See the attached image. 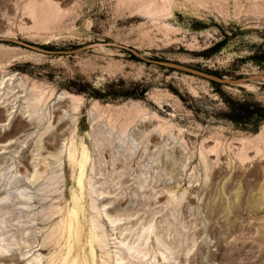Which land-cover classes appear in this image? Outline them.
<instances>
[{
	"label": "rangeland",
	"instance_id": "rangeland-1",
	"mask_svg": "<svg viewBox=\"0 0 264 264\" xmlns=\"http://www.w3.org/2000/svg\"><path fill=\"white\" fill-rule=\"evenodd\" d=\"M118 45L255 77L264 0H0V264H115L142 226L146 264H264V80Z\"/></svg>",
	"mask_w": 264,
	"mask_h": 264
},
{
	"label": "bare ground",
	"instance_id": "bare-ground-1",
	"mask_svg": "<svg viewBox=\"0 0 264 264\" xmlns=\"http://www.w3.org/2000/svg\"><path fill=\"white\" fill-rule=\"evenodd\" d=\"M94 47H97V46H94ZM100 47H102V46H100ZM14 75V74H13ZM7 76H9V75H7ZM6 77V76H5ZM5 77H1L0 78V113H2L3 114V116H4V120H3V122H0V130H3V131H8L9 130V127H10V124H11V120H12V118H13V116H14V112H15V110L13 109V106L9 103H6V100H5V96L8 94V91H3V88H4V83L6 82V81H8V80H10L11 79V77H8V78H6L5 79ZM257 77H259L258 79H263L264 80V74H258L257 75ZM14 79V78H13ZM12 79V80H13ZM8 87V85L6 86V88ZM6 90V89H5ZM11 90V89H10ZM74 97V95H72V94H68V93H65V92H63V93H60V94H58V95H56V97L54 98L55 99V105H56V110H57V108L59 107H57V105H59V104H66V103H68L69 101H70V99L72 100V99H74L73 98ZM8 101V100H7ZM9 101H10V98H9ZM27 101V100H26ZM29 101V100H28ZM27 101V102H28ZM43 101V100H42ZM73 102H74V100H73ZM29 103V102H28ZM64 106V105H63ZM79 106V105H78ZM29 109L26 111V112H29L28 114H27V117H29L30 119H29V121H31V124H34V123H36V122H40V120H41V117H40V115H39V113H38V108H37V106L34 104V105H31L30 107H28ZM55 108V107H54ZM53 110H55V109H53ZM40 111V110H39ZM24 112V111H23ZM23 114V113H22ZM24 114H26V113H24ZM42 114V113H41ZM64 117V116H63ZM63 117H59L58 119H62ZM26 123V122H25ZM156 137V136H155ZM11 144V138H8L5 142H3L2 143V145H1V147H2V149H5L7 146H9ZM74 146V145H73ZM83 148V147H82ZM85 148V147H84ZM83 148V149H84ZM5 151V150H4ZM209 151H211V149L209 150ZM84 154H85V150H83L82 151V157L84 156ZM68 157H70L69 159L70 160H73L74 158H75V152L73 151V152H71L70 154H69V156ZM86 158V157H85ZM79 159V158H78ZM81 159V158H80ZM86 160V159H85ZM74 161V160H73ZM79 161V160H78ZM74 162H76V161H74ZM83 162V161H82ZM87 163V162H86ZM45 164V163H44ZM83 164V163H82ZM85 164V163H84ZM80 167V166H79ZM83 167V166H82ZM82 170V169H81ZM84 170V169H83ZM80 171V170H79ZM80 174V173H79ZM80 180H81V178H80ZM80 180H79V182H80ZM10 180H8V183H6V185H10ZM81 184H83V183H81ZM3 185V184H2ZM80 185V184H79ZM1 187V186H0ZM7 187V186H6ZM81 187V186H80ZM104 192V191H103ZM21 196H22V194H21ZM74 208V207H73ZM119 210L120 208H116L115 207V209L114 210ZM72 210V209H71ZM113 210V211H114ZM84 211V210H83ZM73 212H74V210H73ZM98 212V211H97ZM101 213V212H100ZM108 213V212H107ZM111 213V212H110ZM125 213V212H124ZM112 214H114V213H112ZM120 214V213H119ZM75 215V214H74ZM99 215H102V214H99ZM118 215V214H117ZM122 215V214H121ZM127 215V214H126ZM64 216V215H63ZM105 216H106V218H107V221L109 222L108 224L112 227L111 229L113 230V229H116L117 228V226L116 225H118V224H116V222H118L117 220H123V219H119V218H116V217H118V216H116V217H112L111 215H109V214H105ZM128 216V215H127ZM100 217V216H99ZM98 217V220L100 219ZM124 217V216H123ZM63 218V217H62ZM72 218V217H71ZM71 218L69 217L68 218V221H67V227H66V230H67V232H68V235L66 236L67 238H70V236H71V232L73 231V221L71 220ZM125 218H128V217H126L125 216ZM84 219V218H83ZM65 220V219H64ZM64 220L62 221L63 223H64ZM96 220H97V218H96ZM101 220H103L104 221V219H101ZM94 221V220H93ZM102 221V222H103ZM130 221V220H129ZM61 223V222H60ZM99 223V222H98ZM124 223V222H123ZM127 223V222H126ZM131 223V222H130ZM151 222H149V224H150ZM66 224V223H65ZM121 224V223H120ZM127 224H129V223H127ZM96 225V224H95ZM98 225V224H97ZM92 226V225H91ZM122 227V226H121ZM143 227V226H142ZM142 227H140L141 229H139L138 228V230H139V232H137L136 233V235L134 236H130L131 235V233H129L130 235H129V237H131V239L129 240V242H124L125 241V239H126V237H122L123 239V241L121 240L120 242L119 241H117V242H119V245H118V243H116V242H114V244L116 243L117 245H115V248L117 249V250H119V252H121L120 254H116V256H115V254H114V256H115V258H114V261H115V264H124L123 263V261L124 260H126L127 259V263L126 264H146V263H148V261L146 262V260H145V257H144V255L145 254H142L143 252H142V245L145 243V241H143L144 243H139V239H140V237H142V236H144L145 237V235H146V233L144 232V227L142 228ZM146 227H148V225L146 226ZM96 228V227H95ZM127 228V227H126ZM62 229V228H61ZM77 229V228H76ZM91 229H92V227H91ZM110 229V230H111ZM107 231V230H106ZM109 231V230H108ZM118 231V230H117ZM120 231V230H119ZM132 231V230H131ZM141 231L143 232V233H141ZM81 232V231H80ZM113 232V231H112ZM111 231H109V233L111 234L112 233ZM62 233V232H61ZM74 233V232H73ZM95 233V232H94ZM103 233V232H102ZM140 233H141V235H140ZM89 234V233H88ZM105 234V233H104ZM107 234V233H106ZM115 234V233H114ZM128 234V233H127ZM134 234V233H133ZM143 234V235H142ZM74 235V234H73ZM90 235V234H89ZM94 235V234H93ZM119 236L120 235H124V234H122V232H119V234H118ZM118 235H116V238H118ZM149 235H150V233H149ZM63 236V235H62ZM109 236V235H108ZM111 236V235H110ZM124 236H126V235H124ZM128 236V235H127ZM158 236V235H157ZM64 237V236H63ZM82 237H84V236H82ZM82 237H81V239H82ZM92 237V236H91ZM101 237V236H100ZM88 238H89V236H88ZM95 238V237H94ZM102 238H104V237H102ZM116 238H114V239H116ZM128 238V237H127ZM147 238V237H146ZM158 239L160 238V236H158L157 237ZM60 239V238H59ZM98 239V238H97ZM113 239V240H114ZM129 239V238H128ZM128 239H127V241H128ZM58 240V239H57ZM98 240H101V239H98ZM105 240V239H104ZM118 240V239H117ZM63 241H64V238H63ZM67 241V240H66ZM93 241H94V239H93ZM107 241V240H106ZM105 241V242H106ZM103 242V241H102ZM105 242H103V243H105ZM68 243H70L69 242V240H68ZM93 243V242H92ZM106 244V243H105ZM1 245H3V244H1ZM92 245V244H91ZM94 245V244H93ZM106 245H108V244H106ZM148 245V244H147ZM100 246V245H99ZM2 247H4V246H2ZM78 247V246H77ZM84 247V246H83ZM169 247V246H168ZM105 248V247H104ZM169 248H171V247H169ZM78 250H80V249H78ZM83 250V249H82ZM65 251H67V250H65ZM82 252V251H81ZM85 252V251H84ZM93 252H94V249H93V247H91V253L93 254ZM118 252V251H117ZM26 254V253H25ZM24 254V255H25ZM72 254V253H71ZM74 254V253H73ZM78 254H80V253H78ZM67 255V254H66ZM90 255V254H89ZM80 256V255H79ZM85 256V255H84ZM63 257V256H62ZM71 257V256H70ZM72 258H73V256H72ZM84 258V257H83ZM86 258V257H85ZM90 258H91V256H90ZM113 258V257H112ZM74 259V258H73ZM72 259V260H73ZM87 259V258H86ZM96 259V258H95ZM56 260V259H55ZM54 260V261H55ZM72 260L70 259V261H71V263H72ZM75 260V259H74ZM83 260V259H82ZM165 259L163 258V261H164ZM59 261V260H58ZM85 261V260H84ZM84 261H83V263H84ZM86 264H87V261L85 262ZM114 263V262H113ZM33 264V263H32ZM57 264V263H56ZM82 264V263H81ZM93 264V263H92ZM149 264H151L150 263V261H149ZM165 264H169V262H166L165 261Z\"/></svg>",
	"mask_w": 264,
	"mask_h": 264
},
{
	"label": "water",
	"instance_id": "water-1",
	"mask_svg": "<svg viewBox=\"0 0 264 264\" xmlns=\"http://www.w3.org/2000/svg\"><path fill=\"white\" fill-rule=\"evenodd\" d=\"M7 40H9V39H7ZM18 43H20L21 45H23V46H25V47L33 50V51L42 52V53L51 54V55H72V54H75V53H80V52H82V51H84V50H86V49H88V48H90L92 46V45L84 46V47L77 48V49H74V50H48V49H43V48H40V47H37V46H34V45H30V44H26V43H22V42H18ZM98 45L107 46V45H115V44H113V43H100ZM118 47L130 51L137 58H139V59H141V60H143L145 62L153 63V64L160 65V66H167V67H174V68L182 69V70L188 71V72H190V73H192L194 75L205 77V78H208V79H210V80H212L214 82L221 83V84H235V85L236 84H242L243 82H245L247 80H251V79L257 77V76H255V77H250V78H247V79H235V80L221 79V78H219L217 76L210 75V74H207V73H202V72L193 70V69L188 68V67L176 65V64L169 63V62H166V61H158V60H151V59L145 58L141 54L137 53L133 49H130V48L126 47V46L118 45Z\"/></svg>",
	"mask_w": 264,
	"mask_h": 264
},
{
	"label": "trees",
	"instance_id": "trees-1",
	"mask_svg": "<svg viewBox=\"0 0 264 264\" xmlns=\"http://www.w3.org/2000/svg\"><path fill=\"white\" fill-rule=\"evenodd\" d=\"M252 113V111H250Z\"/></svg>",
	"mask_w": 264,
	"mask_h": 264
}]
</instances>
